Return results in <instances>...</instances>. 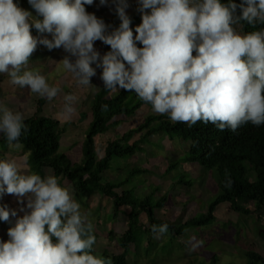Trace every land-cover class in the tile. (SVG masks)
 <instances>
[{
  "label": "clouds",
  "instance_id": "9594fccd",
  "mask_svg": "<svg viewBox=\"0 0 264 264\" xmlns=\"http://www.w3.org/2000/svg\"><path fill=\"white\" fill-rule=\"evenodd\" d=\"M28 2L37 15L15 0H0V74H6L10 84L49 101L57 97L62 88L50 85L29 62L38 45L49 50L62 48L67 55L62 60L54 57L78 86H92L91 78L102 68L106 90L135 92L153 112L167 115L173 123L189 127L211 123L221 131L233 132L241 126L250 132L264 127V28L255 30L257 24L264 25V0H241L239 5L234 0H138L141 23L135 34L126 12L131 6L128 0H112L121 23L111 31L102 18L86 10L85 5L94 0ZM108 2L100 0L101 5ZM241 22L254 30L240 31ZM33 26L39 37L32 35ZM97 40L111 50L101 55L94 47ZM41 52L36 55L40 62ZM78 99L74 93L64 95L65 118L75 114ZM127 116L119 115L116 120L126 121ZM25 118L24 112L0 100V134L10 147H19V138L26 131ZM83 119L81 113L80 121ZM106 133L112 132L105 131L102 138ZM117 136L108 139L105 153ZM100 140L97 138L93 153L99 151ZM93 153L86 152L82 160L94 159ZM5 193L19 199L24 214L17 216L15 209L0 205V220L17 217L8 228V240L0 239V264H112L110 258L92 253L94 225L57 176L27 173L17 160L3 158L0 196ZM168 202L163 198L157 211H165ZM235 202L241 206L239 196ZM192 210L191 206L182 209L180 215L186 217ZM151 231L159 239L168 225L153 224ZM173 247L158 264L166 262Z\"/></svg>",
  "mask_w": 264,
  "mask_h": 264
},
{
  "label": "trees",
  "instance_id": "16d2710c",
  "mask_svg": "<svg viewBox=\"0 0 264 264\" xmlns=\"http://www.w3.org/2000/svg\"><path fill=\"white\" fill-rule=\"evenodd\" d=\"M15 2L24 9H31L34 16L37 15L28 0ZM222 2L227 3L228 0ZM234 2L239 5L241 0ZM237 14H240L239 8ZM238 28L242 32L254 30L246 22H241ZM261 28L264 25L257 24L255 30ZM31 32L33 36L41 35L34 26ZM106 50L111 49L107 47ZM33 55L35 59L31 57L29 67L40 69V61L36 54ZM94 76L96 80L92 83L98 87V91H92V114L84 127L87 139L83 144V154L89 152V155L97 148L98 135L121 122L115 120L116 113L127 114L126 121L131 118L140 120L141 116L137 111L147 104L135 92L122 90L114 93L106 90L104 82L101 84L99 81L102 80L101 73L96 71ZM1 84L0 100L9 92ZM44 100L41 98L25 116L26 131L19 138V157L27 158L30 150V167L28 171L24 170L42 177L57 176L60 183L69 188L77 198L85 200L91 196L93 201L94 195L100 194L96 199L98 203H93L88 217L94 225L96 237L91 249L93 254L110 258L112 264L161 263L162 255L173 246L172 237L193 230L198 224L216 221L221 210L228 214L238 211L242 220H247V224L251 219L256 227L264 228V127L259 132L245 131L242 126L235 132L229 129L221 131L211 123L197 122L189 127L184 123H173L167 115L156 114L148 116L141 125L133 127L132 123L122 132H112L118 136L115 140L112 139L105 156L100 160L75 162L68 152L60 150L71 123H76L74 117L79 113L64 122L45 112ZM164 140L184 147L183 155L177 160H171L167 169L168 172L182 169V177L173 184V188L181 192L182 197L179 199L185 203L184 211L189 209L190 204L202 201V206L193 209L188 218L180 215L172 219L167 209L165 215L168 219L159 217L160 211L157 210L161 207L163 198H169L167 195L158 196V187H155L156 193L153 192L152 184L150 188H145L144 185L150 182L145 176L151 171L137 159L134 160L139 154L146 152L145 145L163 148L166 145ZM13 148H16L15 144L10 147L3 134H0V159L8 158L7 151ZM191 171L197 173L198 179L204 180L212 194L214 192L211 186L216 184L218 191L215 193L219 192L218 196L201 200L191 193L196 187V182L190 179ZM236 196L241 200L239 207L235 202ZM95 211L99 212L98 215L94 214ZM165 223L168 231L159 239L154 238L151 226ZM119 224L123 225L122 229L118 228ZM8 228L7 223L0 220V234L8 233ZM100 231H104L109 240L116 241L113 248L99 246ZM263 241L264 230L250 242L248 264H260L259 260L261 263L264 261V251L259 248ZM164 263L167 262L162 264Z\"/></svg>",
  "mask_w": 264,
  "mask_h": 264
},
{
  "label": "rangeland",
  "instance_id": "374dc122",
  "mask_svg": "<svg viewBox=\"0 0 264 264\" xmlns=\"http://www.w3.org/2000/svg\"><path fill=\"white\" fill-rule=\"evenodd\" d=\"M132 1L133 5L129 6L126 9V12L131 18V27L133 28V31H135L136 26L141 22L137 6L135 7V3H137L138 0H128V3H131ZM85 7L88 12L95 13L97 17L102 18L104 22L109 25V31L119 27L121 21L116 13V7L115 4L112 3V0H109L106 5H101L100 0H94L92 5H85ZM28 10L33 12L31 9ZM104 44L105 43L99 40L94 43V47L101 53V55L106 52V44ZM107 46L110 49V46ZM138 46L142 47L143 45L138 44ZM50 51L53 52L50 54L51 63L49 59ZM40 52V69L33 70H37L43 74L50 85H59L62 88V91L58 94L55 102L45 103V112H48L66 122L67 118H65L62 114L64 95L74 93L79 98L78 102L75 104V114L79 113V115L74 117L76 123H71V126L68 129V134L63 141L60 151L68 152L74 161H80L83 158V144L87 139L84 127L88 123V117L92 114V91H98V87H96L94 83H92V86L87 88L76 84L72 74L67 73L63 69L62 63L60 62V59L62 60L63 57L67 55L62 48L49 50L47 47L38 45L34 54L37 55ZM54 56L60 57V59L56 60ZM32 57L35 59L34 55H32ZM73 58L75 59V57ZM56 61L57 65L54 66ZM93 67H96V65L93 64ZM96 71L102 73V68H97ZM99 81L101 84L103 83L102 80ZM0 83H2L1 85L5 87L10 84L9 78L6 74H0ZM122 90L123 89L116 90L114 93H120ZM35 96L39 97L38 95L31 93L28 88H23L15 90L9 94L6 93L3 95L1 100L14 110L24 112L26 116L35 107L33 106L36 104V102H33V97ZM81 113L84 114V119L82 121H80ZM137 113L141 116L140 120L131 118L128 121L117 122L108 131L122 132L126 128L130 127V124L133 123V127H136L143 124L148 116L156 115L150 104H144L137 111ZM117 116H119L118 113H116V117ZM125 118H128V116ZM103 133L98 135V140L102 138ZM113 136L115 135L112 133H106L100 140L98 146L99 151L93 153L91 158L98 160L103 158L105 156V145L107 144L108 139ZM163 143L166 144L163 148L145 145L146 152L144 154H139L138 157L134 158V160L137 159L139 163H142L146 169L151 171L149 175L145 176V178L150 180V182L146 183L144 186L145 188H150V185L152 184L151 190L153 192H155V187L159 188L157 192L158 196H168L169 202L167 210L169 211V216L172 219H175L181 214L184 205V203L179 199V197H182L181 192L176 188H173V184L182 177V169L172 170L170 172H168L167 169L170 166L171 160H177L183 155L184 147L176 142L171 143L169 140H164ZM17 149L18 147L11 150L8 149V158L17 160L20 162L22 169H26L28 171L31 159L30 150H28L29 155L26 158L19 157ZM190 179L196 182L195 189L191 191V193H194L195 196H198L202 200V198L207 199L213 195L207 188L204 180L198 179V175L195 171H191ZM211 188L214 192V196H217V194L215 195V192L218 191V186L213 184ZM91 195L93 196L94 194ZM90 197L91 196H88L85 200L74 198L80 203L81 212L88 214V217L91 212L90 208L94 204L98 203L96 199L100 197V194H98L93 201ZM105 200L106 197H104V201ZM26 203L27 197L24 198V204L26 205ZM0 205L7 206L10 210L15 209L17 211V216H22L24 214L20 211L22 205L15 195L5 193L3 196H0ZM190 206L191 209H195L196 207L202 206V201L190 204ZM98 213V211L94 212L95 215H98ZM240 214L241 213H238V211L228 214L227 212L221 210L217 215L216 221H209L203 224V226H195L194 231L191 230L190 232H186L184 235H177L173 237L172 242L175 248L165 258L167 263L164 264H248L250 259L249 253H251L250 242L260 236L264 228L256 227L255 222L251 219L248 221V224L247 220L245 223L240 217ZM159 217L162 219H168L164 210L159 212ZM185 218H188V215ZM16 219L17 217H10V221L6 222L8 227L12 226ZM118 228L122 229L123 225L119 224ZM8 238L7 233H4L3 235L0 234V239L7 241ZM165 243H168V241ZM115 244V240H109L107 238V234L104 231H100L99 246L101 248L106 246L113 248ZM194 245L196 246L194 247ZM259 248L264 251V241L263 245ZM255 250L259 252L258 249ZM262 254L264 255V252ZM259 263L264 264V261L261 263L259 260Z\"/></svg>",
  "mask_w": 264,
  "mask_h": 264
},
{
  "label": "bare ground",
  "instance_id": "6f19581e",
  "mask_svg": "<svg viewBox=\"0 0 264 264\" xmlns=\"http://www.w3.org/2000/svg\"><path fill=\"white\" fill-rule=\"evenodd\" d=\"M51 69V68H50ZM96 80V78L93 76L92 78H91V81H95ZM20 89H23V88H20L19 86H16V85H12V84H9V85H7L6 86V90L5 91H9L7 94H9V93H11V92H13V91H15V90H20ZM58 96V95H57ZM41 98L40 97H33V102H39V100H40ZM57 100V97H55V98H53L52 100H47V99H45L44 100V103H43V106L45 107V103L46 102H49V103H51V102H55ZM29 167H30V165H29Z\"/></svg>",
  "mask_w": 264,
  "mask_h": 264
},
{
  "label": "flooded vegetation",
  "instance_id": "af4514ba",
  "mask_svg": "<svg viewBox=\"0 0 264 264\" xmlns=\"http://www.w3.org/2000/svg\"><path fill=\"white\" fill-rule=\"evenodd\" d=\"M131 5H133V2H131ZM137 6V9H138V7H139V4H138V2L137 3H135V7Z\"/></svg>",
  "mask_w": 264,
  "mask_h": 264
},
{
  "label": "built area",
  "instance_id": "2783aa9c",
  "mask_svg": "<svg viewBox=\"0 0 264 264\" xmlns=\"http://www.w3.org/2000/svg\"><path fill=\"white\" fill-rule=\"evenodd\" d=\"M150 11V10H149Z\"/></svg>",
  "mask_w": 264,
  "mask_h": 264
}]
</instances>
